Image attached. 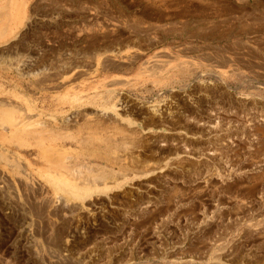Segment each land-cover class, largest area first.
Segmentation results:
<instances>
[{
	"label": "rangeland",
	"instance_id": "obj_1",
	"mask_svg": "<svg viewBox=\"0 0 264 264\" xmlns=\"http://www.w3.org/2000/svg\"><path fill=\"white\" fill-rule=\"evenodd\" d=\"M21 5L0 39V102L83 118L56 122L70 133L52 145L59 165L33 139L4 145L0 264H264V0ZM19 56L31 64L17 71Z\"/></svg>",
	"mask_w": 264,
	"mask_h": 264
},
{
	"label": "bare ground",
	"instance_id": "obj_2",
	"mask_svg": "<svg viewBox=\"0 0 264 264\" xmlns=\"http://www.w3.org/2000/svg\"><path fill=\"white\" fill-rule=\"evenodd\" d=\"M21 1L22 0H10L9 4L7 5L5 2H0V39L1 40H5L7 39V37L12 36V32L15 31L16 28H18V26H20L25 19L27 18L25 16V12L23 11V5H21ZM101 1V0H100ZM10 5V6H9ZM36 5V4H35ZM10 7V8H9ZM94 8V7H93ZM99 8V5H98ZM100 10V9H99ZM39 14V13H38ZM102 14V13H101ZM28 21V20H27ZM32 22V20H30ZM26 23V22H25ZM24 23V24H25ZM120 23V22H119ZM32 26V25H31ZM113 27V26H112ZM109 28V27H108ZM107 29V28H106ZM84 30V29H83ZM116 30V29H115ZM114 30V31H115ZM118 31V29H117ZM112 32V30H111ZM133 32V31H132ZM19 36V35H18ZM133 37V36H132ZM93 39V38H92ZM87 40V39H86ZM122 40V39H121ZM19 42V41H18ZM23 42V41H22ZM92 42V41H91ZM120 42V41H119ZM90 43V42H89ZM129 43V42H128ZM103 44V43H101ZM10 45V44H9ZM114 45V44H113ZM129 45V44H128ZM121 46V45H120ZM10 47V46H9ZM112 47V46H111ZM28 48V47H27ZM97 50V49H96ZM82 51V50H81ZM114 52L119 53L120 50L119 48H115L113 47L112 50L110 51V53L108 54L109 57L112 56L114 54ZM30 54V53H29ZM41 54V53H39ZM7 55V54H6ZM10 55V54H9ZM106 55V54H105ZM2 56V55H1ZM39 56V55H38ZM51 56V55H50ZM95 56V55H94ZM41 57V56H40ZM108 57V58H109ZM94 58V57H93ZM92 58V60H94ZM18 60L12 64H14V69L21 70L23 68L28 67V65L31 64V59L28 57H24L20 59L17 58ZM23 59V60H22ZM66 60V59H65ZM90 60V59H89ZM109 60V59H108ZM13 61V60H12ZM36 61V60H35ZM3 62V61H2ZM104 62V61H103ZM102 62V63H103ZM10 64V63H9ZM16 64V65H15ZM105 64V63H103ZM41 65V64H39ZM52 65V64H51ZM72 66V65H71ZM74 66V65H73ZM97 67V66H96ZM94 68V67H93ZM100 68V67H99ZM30 69V68H29ZM83 69V68H82ZM28 70V69H27ZM30 71V70H28ZM51 71V70H50ZM69 71V70H68ZM24 72V71H23ZM40 72V71H39ZM85 72V71H84ZM83 72V73H84ZM16 73V72H15ZM82 73V72H81ZM24 77V76H23ZM78 78V77H77ZM70 81V80H69ZM53 82V81H52ZM62 87V85H61ZM63 88V87H62ZM57 91V90H56ZM104 97V96H103ZM106 98V97H105ZM119 101V100H118ZM121 101V100H120ZM11 102V101H10ZM81 102V101H80ZM74 104V103H73ZM123 104V103H122ZM5 103L4 102H0V130L4 131V132H8L9 136L5 137L2 139V141L0 142V158H4L9 152V150L7 148L4 147L5 144L8 145V147L10 146H16V149H18L17 147L23 146L26 144V139H33L35 142V145L40 153V157L41 159L45 162V163H49V164H53V165H59L60 162V157H61V153L60 151L56 150L55 147H53L52 145L54 144V142L56 140H58L59 138H66V137H70L68 136L69 134H65L62 132H59L58 130H55L56 128V122L59 123V125H70L72 123H76L77 121H79L80 119L83 118V116L81 117V112L79 111L78 113H73L70 116L64 118L63 120L60 119V121H58V119L54 118L51 119V121H44L42 117H40V115L38 114H28L25 115L24 117H16L13 114V105H11V109H9L8 107L5 108L4 107ZM7 106V105H6ZM122 108V105L120 106ZM118 106V109H121ZM125 108L126 105H125ZM153 108V107H152ZM157 108V107H155ZM103 109V108H102ZM109 109V108H108ZM15 110V109H14ZM123 110V109H122ZM135 110V109H134ZM137 110V109H136ZM99 111V110H98ZM167 112V111H166ZM99 113V114H98ZM97 114L99 116H103L106 117V115L110 114L109 111L107 110H101L99 111ZM70 114V113H69ZM92 115V114H91ZM95 115V114H94ZM56 116V115H55ZM90 116V115H89ZM114 116V115H113ZM93 117V116H91ZM85 118V117H84ZM108 119V118H107ZM100 121V120H99ZM86 122V121H85ZM78 123V122H77ZM91 123V122H90ZM86 124V123H85ZM98 124V123H97ZM90 125V124H89ZM96 125V124H95ZM58 126V125H57ZM60 127V126H59ZM66 127V126H65ZM109 127V126H108ZM70 128V127H68ZM85 127H83L84 129ZM123 128V127H122ZM73 129V128H72ZM75 129V128H74ZM81 129V128H79ZM89 129V128H88ZM121 129V128H120ZM82 130V129H81ZM116 130V129H115ZM66 131V130H65ZM69 131V130H68ZM79 130H76L74 133H78ZM86 133V132H85ZM118 133V132H117ZM120 133V132H119ZM79 134V133H78ZM3 135V134H2ZM74 134H72L73 136ZM122 136V135H121ZM126 136V135H125ZM78 137V136H77ZM129 139V138H128ZM74 140V139H73ZM76 140V139H75ZM112 140V139H111ZM111 140H109V142H111ZM121 140V138H120ZM72 141V140H71ZM79 141V140H78ZM91 141V139H90ZM89 140H82V144L84 145L85 143H92ZM122 142V141H121ZM58 143V142H57ZM75 143V142H74ZM81 143V141H80ZM67 144V143H66ZM76 144V143H75ZM78 144V143H77ZM103 144V142H102ZM65 145V144H64ZM70 145V144H69ZM80 145V144H79ZM77 145V146H79ZM97 145V144H96ZM116 145V144H115ZM85 146V145H84ZM126 146V145H125ZM73 147V146H72ZM75 147V146H74ZM83 146H81L82 148ZM88 147V146H87ZM133 147V146H132ZM111 149V148H109ZM122 149V148H120ZM132 149V148H131ZM130 149V150H131ZM125 150V149H124ZM104 158V157H103ZM129 158V157H128ZM105 159V158H104ZM123 159V158H122ZM98 160V159H97ZM71 161V160H70ZM119 161V160H118ZM121 161V160H120ZM119 161V162H120ZM141 161V160H140ZM66 162V161H65ZM112 162V161H111ZM74 163V162H73ZM109 164V161H108ZM45 165V164H44ZM19 166V165H18ZM55 167V166H54ZM53 167V168H54ZM101 168V167H100ZM122 168V167H121ZM25 169V168H24ZM148 169V168H147ZM107 170V168H106ZM128 170V169H127ZM154 170V169H153ZM123 171V169H122ZM131 171V170H130ZM24 172V170H23ZM103 173V172H102ZM28 177V173H25ZM131 174V173H130ZM43 176L44 179L49 180L48 182L53 186V188L55 189L54 191L56 192H67L69 193L71 196L76 197V198H81L82 200L86 197L91 196L93 190L91 189V184L88 185L85 183V185L83 184H78V183H73L70 181H65V180H61L60 179V175L59 178L55 179H49V175H44L41 174ZM51 175V174H50ZM54 175V173H53ZM117 175V174H116ZM124 177V176H123ZM127 178V177H126ZM113 179V178H112ZM94 180V179H93ZM116 180V179H115ZM124 181V180H123ZM5 182V181H4ZM6 183V182H5ZM107 183V182H106ZM93 186V185H92ZM129 186V185H128ZM135 190V189H134ZM64 195V194H63ZM65 196V195H64ZM97 197V196H96ZM101 198V197H100ZM113 198V197H112ZM126 198V197H125ZM87 199V198H86ZM97 200V199H96ZM90 201V199L88 200ZM66 202V201H65ZM74 202V201H72ZM83 204V203H82ZM95 204V203H94ZM93 204V205H94ZM84 206V204H83ZM71 207V204L70 206ZM68 207V208H69ZM80 208V206H79ZM70 209V208H69ZM85 209V208H84ZM70 212V211H69ZM17 219V218H16ZM19 227V226H18ZM41 234V233H40ZM27 235V234H26ZM46 235V234H45ZM39 239V238H38ZM68 241V240H67Z\"/></svg>",
	"mask_w": 264,
	"mask_h": 264
}]
</instances>
